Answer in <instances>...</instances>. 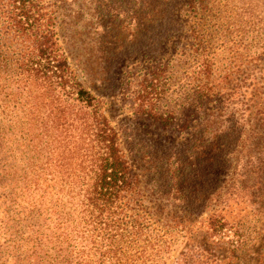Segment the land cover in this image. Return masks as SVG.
Here are the masks:
<instances>
[{"label": "trees", "instance_id": "trees-1", "mask_svg": "<svg viewBox=\"0 0 264 264\" xmlns=\"http://www.w3.org/2000/svg\"><path fill=\"white\" fill-rule=\"evenodd\" d=\"M67 1L0 0L6 96L33 92L27 113L0 118V264H166L176 234L180 256H236L211 200L234 179H264V0H98L144 40L122 87L132 120L167 137L146 169L60 45ZM219 53L232 65L215 78ZM189 145L209 169L203 218L177 208L174 150Z\"/></svg>", "mask_w": 264, "mask_h": 264}, {"label": "rangeland", "instance_id": "rangeland-1", "mask_svg": "<svg viewBox=\"0 0 264 264\" xmlns=\"http://www.w3.org/2000/svg\"><path fill=\"white\" fill-rule=\"evenodd\" d=\"M66 4L57 27L60 45L79 80L99 100L101 110L110 124L117 131L126 132L127 141L121 144L123 151L126 146L130 145L131 148L138 150L142 154L141 159H144L142 167L146 169L148 162L157 161L160 144L167 137L141 127L132 120L134 100L132 95L126 94L122 87L124 75L128 71L123 59L127 53L132 51L138 53L145 49L142 33L128 35L126 32L127 29L130 31V28L127 14L122 16L115 14L112 7L108 10L98 0H74L73 2L67 1ZM120 57L122 60L118 61ZM215 61H217L215 78H219L220 74L227 71L232 64L226 53H219ZM173 82L178 83V80L174 79ZM5 85L6 82L0 79V87H4L0 89L2 91L0 93V118L7 110L12 117L27 113L31 106L33 92L30 90L27 95L22 93L23 97H15V93L14 97H7ZM10 89L14 92L13 87ZM6 102L8 109L5 108ZM0 123L2 124V121ZM225 139L228 138L225 137ZM198 147V145H189L182 148L176 147L174 150L177 152L174 158L177 173L175 188L178 190L181 201L177 208L191 209L195 213L203 211L200 216H197L203 218L209 212L207 206L209 189L206 184L209 169L199 158ZM24 155L22 157L18 152L15 158L17 160L22 157L21 161H25L30 153ZM149 168L155 172L154 166ZM246 180L234 179L235 186L217 193L216 196H220L218 200H211V203L217 201V206L214 208L217 209L216 211L221 210L226 223L233 226L229 236L230 239L237 241V255L230 254L227 250L221 252L216 247L213 251L217 249L215 253H219V257L222 258L218 263L219 259H215L208 253L202 256L197 255L200 257L198 260L196 255L193 256V252L189 257L180 256L184 240L176 234L170 244V258L164 260L166 264L184 262L186 258L189 264H258L264 262V179L261 182L257 177L250 176ZM252 184H255V187L249 189ZM258 184L261 185L260 189ZM156 185L159 186V183ZM224 198L226 201L222 200ZM201 231H192V233ZM230 233H234L233 238Z\"/></svg>", "mask_w": 264, "mask_h": 264}]
</instances>
